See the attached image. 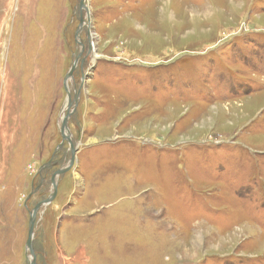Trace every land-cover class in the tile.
Segmentation results:
<instances>
[{"label": "rangeland", "instance_id": "374dc122", "mask_svg": "<svg viewBox=\"0 0 264 264\" xmlns=\"http://www.w3.org/2000/svg\"><path fill=\"white\" fill-rule=\"evenodd\" d=\"M81 1L0 0V264H264V0Z\"/></svg>", "mask_w": 264, "mask_h": 264}, {"label": "water", "instance_id": "95a60500", "mask_svg": "<svg viewBox=\"0 0 264 264\" xmlns=\"http://www.w3.org/2000/svg\"><path fill=\"white\" fill-rule=\"evenodd\" d=\"M85 7H87V6H85V0H82L81 3H80V9L84 10ZM86 10H87V8H86ZM83 23H84V18L81 19V24L80 25L82 26ZM77 63H78V60L73 64V67L71 68L70 72L66 75V78H65V84H64L65 85V89L69 93V95H68L69 96V102H68L69 108L72 105V102H71L72 99H71V95H70V92H69L68 81H69V79L72 78L73 73L76 70ZM72 114H73V112H69L68 113V115L65 117V119H63L62 126H61V132H62V138H63V143L61 145H64V142H68L71 145L72 158H71L70 165L67 168H64V169H61V170L57 171V173L52 178L53 193L49 196V198H47L46 200H44L41 203H39L34 208V210L30 213L31 217H30L29 238H28V242H27V248H28L29 252L31 253V255L33 257H34L33 240H34V233H35V226H36V218H37L41 208L52 204V202L56 199L57 192H58L57 177L59 175H63L65 173H67L70 170V168H72V166L74 165V162H75L77 151H78L72 144L71 134H70V130H69V127H68L69 118L71 117ZM30 264H36L35 258H33L32 261H30Z\"/></svg>", "mask_w": 264, "mask_h": 264}, {"label": "bare ground", "instance_id": "6f19581e", "mask_svg": "<svg viewBox=\"0 0 264 264\" xmlns=\"http://www.w3.org/2000/svg\"><path fill=\"white\" fill-rule=\"evenodd\" d=\"M87 3H88V1L87 0H85V6H87ZM87 7H85V9H86ZM89 20V19H88ZM85 21V20H84ZM86 23H84V24H87V21H85ZM72 102V101H71ZM69 107V106H68ZM70 111H71V108L69 109ZM63 121V120H62ZM68 133V132H67Z\"/></svg>", "mask_w": 264, "mask_h": 264}]
</instances>
